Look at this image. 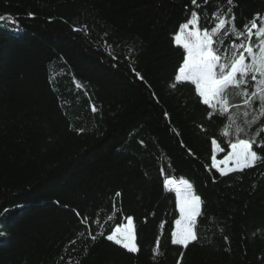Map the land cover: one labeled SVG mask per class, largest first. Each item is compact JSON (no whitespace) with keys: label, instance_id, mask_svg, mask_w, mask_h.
<instances>
[{"label":"trees","instance_id":"trees-1","mask_svg":"<svg viewBox=\"0 0 264 264\" xmlns=\"http://www.w3.org/2000/svg\"><path fill=\"white\" fill-rule=\"evenodd\" d=\"M236 2L238 26L264 13V0ZM198 5L0 0V16L23 29L0 23V264H176L181 249L170 231L178 212L165 176L190 179L205 202L202 243L183 264H264V165L220 177L210 157L212 138L229 150L223 119L207 118L194 86L170 87L182 63L173 34L190 11L215 10L214 0ZM113 199L120 211L105 223ZM77 212L89 222L99 216L106 234L131 215L140 253L103 238L92 244ZM161 222L164 255L154 261Z\"/></svg>","mask_w":264,"mask_h":264},{"label":"snow or ice","instance_id":"snow-or-ice-1","mask_svg":"<svg viewBox=\"0 0 264 264\" xmlns=\"http://www.w3.org/2000/svg\"><path fill=\"white\" fill-rule=\"evenodd\" d=\"M201 2L207 4L209 0ZM191 4L199 6L198 0H191ZM214 5L215 10L209 16L195 9L190 11L187 19L173 34L174 45L182 49V63L179 64L170 87L175 90L184 83L194 86L199 103L206 106L207 118L212 119L215 115L223 119L220 135L225 138L229 150L226 151L216 138H212L210 168L220 177H229L264 165V13L256 12L251 18H246L242 26H238L236 0H214ZM28 16L34 18L31 12ZM5 22L9 24L11 31L23 30L18 18L11 14L0 16V23ZM73 30L79 32L87 29L84 27ZM229 37L226 44L225 40ZM105 48L109 49L107 41ZM134 51L130 50V61ZM108 54L112 59H117L111 50H108ZM135 75L143 81L144 77L139 72ZM75 87L82 89L83 85L75 81ZM91 111L96 113L99 109L92 104ZM167 115L165 113L166 117ZM221 153L224 155L218 159ZM189 154L192 155L191 150ZM163 189L174 193L178 218L174 219V228L170 231V243L181 249L176 264H183L190 246L202 243L198 226L199 219L205 215V202L194 187V182L187 178L165 176ZM121 195L119 191L114 193L115 198ZM112 204V214L105 217V223L112 221L115 213L120 211L116 199H113ZM76 215L87 230L86 238L92 244L103 238L128 254L140 253L137 225L131 215H124L121 222L115 224L107 234L99 216L89 222L87 216L79 212ZM93 224L96 226L95 232L92 231ZM163 227L161 222L152 248L154 261L164 255L160 248ZM4 235L6 233L0 231V236ZM78 236H84V232L78 233ZM224 239L228 241L226 236ZM70 243H75V240ZM68 264H71V260Z\"/></svg>","mask_w":264,"mask_h":264}]
</instances>
